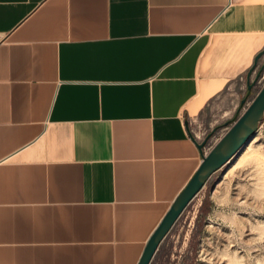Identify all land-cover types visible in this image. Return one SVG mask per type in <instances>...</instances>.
Masks as SVG:
<instances>
[{"label": "crops", "instance_id": "0c3cea01", "mask_svg": "<svg viewBox=\"0 0 264 264\" xmlns=\"http://www.w3.org/2000/svg\"><path fill=\"white\" fill-rule=\"evenodd\" d=\"M262 49L264 0H0V264H137ZM210 178L151 262L194 203L192 254Z\"/></svg>", "mask_w": 264, "mask_h": 264}, {"label": "rangeland", "instance_id": "374dc122", "mask_svg": "<svg viewBox=\"0 0 264 264\" xmlns=\"http://www.w3.org/2000/svg\"><path fill=\"white\" fill-rule=\"evenodd\" d=\"M241 92L236 89L223 93L210 102L201 118L194 120L192 130L198 141L214 130L205 147L211 148L236 119L231 111L241 106L240 100H244L240 111L250 102L253 94ZM254 134L250 154L236 169L227 172L232 159L204 188L202 197L210 211L206 223L199 220L192 254L186 253L179 236L177 241L174 236L185 233L194 203L180 223L183 226L178 225L172 241L162 247L151 264H264V115Z\"/></svg>", "mask_w": 264, "mask_h": 264}, {"label": "water", "instance_id": "95a60500", "mask_svg": "<svg viewBox=\"0 0 264 264\" xmlns=\"http://www.w3.org/2000/svg\"><path fill=\"white\" fill-rule=\"evenodd\" d=\"M262 54H264V49L254 57L253 66L246 73L245 82L247 89L254 87L261 72L264 70L263 59L257 71L254 73L253 77H251L252 70ZM241 103H244V100H242ZM263 115L264 82L250 102L246 104L242 112L212 145L208 152L202 156L197 170L191 176L181 192L176 196L171 206L148 238L137 264H150L160 241L171 229L177 218L208 181L211 175L221 169L224 165L228 164L248 139L255 133ZM213 131L214 130L212 129L210 133L197 143V148L199 150H202L205 147L206 141Z\"/></svg>", "mask_w": 264, "mask_h": 264}, {"label": "bare ground", "instance_id": "6f19581e", "mask_svg": "<svg viewBox=\"0 0 264 264\" xmlns=\"http://www.w3.org/2000/svg\"><path fill=\"white\" fill-rule=\"evenodd\" d=\"M254 137H255V134H253L248 139V141L242 146V148L236 153L232 162H230L231 163L230 168L227 170V172H231L232 170L236 169L237 166L240 164V162L250 154L251 144L253 143L255 139Z\"/></svg>", "mask_w": 264, "mask_h": 264}, {"label": "built area", "instance_id": "2783aa9c", "mask_svg": "<svg viewBox=\"0 0 264 264\" xmlns=\"http://www.w3.org/2000/svg\"><path fill=\"white\" fill-rule=\"evenodd\" d=\"M261 80H262V76L260 75L259 78L257 79V81H256V83H255L254 86L260 84ZM263 82H264V81H263Z\"/></svg>", "mask_w": 264, "mask_h": 264}]
</instances>
